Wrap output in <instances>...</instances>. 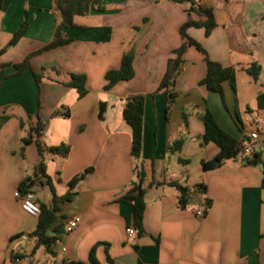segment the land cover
Returning <instances> with one entry per match:
<instances>
[{"label":"crops","instance_id":"0c3cea01","mask_svg":"<svg viewBox=\"0 0 264 264\" xmlns=\"http://www.w3.org/2000/svg\"><path fill=\"white\" fill-rule=\"evenodd\" d=\"M197 2L212 10L215 27L208 36L203 28H190L188 36L211 61L236 69L235 90L228 82L222 84L224 103L199 84L206 72L205 56L193 46L186 47L173 86L159 90L167 61L181 45L179 27L189 4L103 0L102 12L75 17V27L65 30L72 42L30 58L32 71L42 76L37 84L28 70L13 76V65L52 40L59 14L53 0H3L0 50L24 12L27 30L0 54V264H94L89 260L92 249L96 264H264L260 167L245 165L240 153L219 168L204 170L202 162L212 160L219 148L203 141L201 121L211 112L237 142L257 133L255 147L264 153V108H257V96L264 92V0ZM190 17L205 20L194 12ZM129 50L133 78L105 90V73L118 69ZM251 63L259 67L256 81L242 70ZM70 74L85 76L84 97L64 85ZM134 96L144 97L137 160L130 154L131 129L122 117L126 100ZM36 117L44 123V149L69 147L66 157L44 152L57 196L67 192L72 177L91 168L48 231L56 238L53 255L34 249L29 234L37 218L25 214L15 196L19 182L40 162L34 142L20 155L21 139ZM177 141L179 149L173 151ZM135 167L142 171L145 208L138 235L129 238L127 230L135 227L132 204L119 199L137 181ZM174 182L189 188L202 185L205 192L180 208ZM45 191L48 201L39 198ZM32 199L51 204L46 186L34 187ZM203 199L211 204L197 218L194 211H202ZM71 217L80 222L67 232Z\"/></svg>","mask_w":264,"mask_h":264},{"label":"trees","instance_id":"16d2710c","mask_svg":"<svg viewBox=\"0 0 264 264\" xmlns=\"http://www.w3.org/2000/svg\"><path fill=\"white\" fill-rule=\"evenodd\" d=\"M176 4H189V8L186 10L187 19L179 27V35L181 37V45L172 51L174 58L167 61V66L162 80L159 84L160 89L168 90L174 84L175 78L178 75L183 59L182 56L186 50L187 46H193L202 54H204V63L206 67V72L204 78L199 82L200 85L204 86L207 91L219 95L222 103H224V94L222 89V84L228 82L232 90L236 87V69L233 67H223L221 64L211 61L205 50L201 47L199 43L190 38L187 34V30L190 28H203L205 36H208L212 29L215 27V22L213 18V13L210 8H203L198 5V0H170ZM103 0H53L55 8L59 14V22L56 25L52 40L36 50L33 53L28 54L21 62L14 64V75L21 74L23 71H30L34 77L35 82L38 84L42 78L41 75L34 73L30 67L29 60L33 56L40 53L56 49L58 47L69 44L73 41L71 37L65 34L67 28L75 27L74 18L78 16H85L91 11L102 12L104 10L102 5ZM3 0H0V10L2 8ZM205 16L204 21H194L190 17V13ZM27 30V20L26 12H24L23 21L21 22L18 29L13 33L8 44L0 50L2 54L7 48L14 46L17 41L24 35ZM133 53L131 50L123 52L120 60V65L118 69L108 70L104 79L106 84L104 89L107 90L121 81H129L133 78ZM242 70L249 75L254 81L257 80L259 76V67L255 63H251ZM3 74L0 71V79ZM86 78L84 75L80 74H70L69 81L64 85L67 87L74 88L78 94L79 98L84 97L87 94V89L85 87ZM169 98L172 100L173 95L168 92ZM257 108H264V92L257 96ZM143 112H144V97L134 96L126 100L124 109L122 111V117L124 122L131 129V146L130 154L134 160H137L141 153L142 146V129H143ZM103 117V106L99 104L98 108V118L102 120ZM201 121L204 126L203 141L211 142L219 148V152L215 157L208 161L202 162V168L204 170H212L221 167L225 161L234 159L240 154L241 146L232 136L226 133L220 128V126L215 121L211 112L206 111L201 116ZM44 130V123L36 117L35 122L31 125L28 131V135L21 139L20 155L23 157L24 147L34 142L37 146L38 154L40 156V162L34 166L32 174L30 176H25L19 182L17 186V193L21 198L30 197L33 198V188L37 186H46L51 194V204L46 205L38 199H32V201L37 205L39 209V215L37 217V223L35 229L29 234L30 237L35 239L34 249L42 247L46 253L53 255V246L55 244L56 238L49 237L48 231L52 224L57 220L58 214L61 210L63 203L68 202L75 195V190L78 184L84 179V177L91 172V168L85 169L83 172L75 175L67 182V192L63 196H57L55 193L54 186L50 177L46 174V166L44 164V152H48L52 155H59L61 157H66L69 152V147L67 145H59L49 147L44 149L41 146L40 138ZM180 141H177L172 147L173 151L179 149ZM243 163L247 166H257L261 170V186L264 189V153L260 149H254L253 153L250 155H244ZM135 175L137 181L133 182L128 191L120 197V202H129L132 204V216L134 226L138 229L141 228L143 211L145 208L144 196L146 194V189L142 188V171L136 169ZM154 184H151L152 186ZM178 192V206L180 208H186L191 205L195 196L203 195L205 189L202 185H197L194 188H189L182 186L179 183H171ZM201 188V192L197 189ZM203 214L210 207V200L203 199ZM94 249L91 250L89 260L90 262L96 264L93 258ZM72 264V263H71ZM81 264V263H77Z\"/></svg>","mask_w":264,"mask_h":264},{"label":"built area","instance_id":"2783aa9c","mask_svg":"<svg viewBox=\"0 0 264 264\" xmlns=\"http://www.w3.org/2000/svg\"><path fill=\"white\" fill-rule=\"evenodd\" d=\"M256 140H257V133H255V132L249 133L248 139H246V140L243 139L242 141L239 142L240 146H241L240 153L242 155L252 154L254 149H255L254 141H256ZM197 191L201 192V188H198ZM15 196L19 200L20 208L25 214H27L33 218L38 217L39 209L30 197L21 198L17 192H16ZM194 215L197 218H202L203 212L200 210H196V211H194ZM79 222H80L79 217H71V218L67 219V221L65 223V230L67 232L72 231L79 224ZM138 233H139V230L136 227H131L127 230V236L129 238H131L135 235H138Z\"/></svg>","mask_w":264,"mask_h":264},{"label":"rangeland","instance_id":"374dc122","mask_svg":"<svg viewBox=\"0 0 264 264\" xmlns=\"http://www.w3.org/2000/svg\"><path fill=\"white\" fill-rule=\"evenodd\" d=\"M39 198H41V199H43L45 201H48L49 200V193H48V191H45V193L43 195L40 194L39 195Z\"/></svg>","mask_w":264,"mask_h":264}]
</instances>
